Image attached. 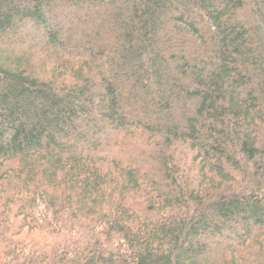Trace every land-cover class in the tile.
<instances>
[{
	"label": "trees",
	"instance_id": "1",
	"mask_svg": "<svg viewBox=\"0 0 264 264\" xmlns=\"http://www.w3.org/2000/svg\"><path fill=\"white\" fill-rule=\"evenodd\" d=\"M0 264H264V0H0Z\"/></svg>",
	"mask_w": 264,
	"mask_h": 264
}]
</instances>
